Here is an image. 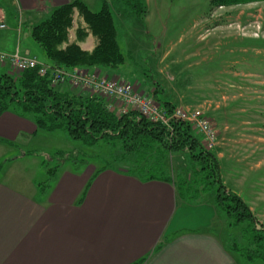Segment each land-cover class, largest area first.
Here are the masks:
<instances>
[{
  "label": "rangeland",
  "instance_id": "1",
  "mask_svg": "<svg viewBox=\"0 0 264 264\" xmlns=\"http://www.w3.org/2000/svg\"><path fill=\"white\" fill-rule=\"evenodd\" d=\"M106 2L113 16L124 63L107 75L91 73L127 81L142 95L150 97L156 88L161 100L174 108L201 112L216 131L217 145L211 152L217 158L220 177L231 188L237 187L242 199H248V195L252 201L258 198L262 189L255 182L257 177L248 178L243 187L242 178L246 173L264 175V1L213 7L210 0H141L144 7L141 17L131 13L120 1ZM85 3L92 12H98L102 6V0H86ZM6 14V21L0 14L6 26L0 30V54L9 55L15 51L17 43V14L9 5ZM76 20L74 17V22ZM21 31L19 55L23 54V36L28 30L23 27ZM69 33L72 38L73 30ZM86 40L85 46H80L84 50L87 43L90 48L95 44L91 36ZM36 48L32 53L45 59L42 51ZM0 70L12 75L20 73L8 62L0 63ZM115 74H120L121 78ZM73 90L81 95H93L80 88ZM15 143L14 148L5 147L0 153V182L12 186L31 180L36 184L44 182L46 174L41 162L54 167L57 164V159L52 160L55 151L79 153L76 160H86L94 167H101L104 160H109L107 145L99 144L89 149L69 139L62 131H39L37 136L27 140L19 138ZM23 153L26 154L24 158ZM20 158L23 159L14 160ZM167 160L168 175L175 187L180 179L192 183L191 166L184 161L188 159L183 154L175 153ZM68 165L71 164L66 162L63 167ZM191 187L202 190L199 183ZM214 191L206 190L196 205L178 194L180 200L189 202L185 230H209L225 240L236 230L228 227L225 215L215 207ZM209 205L215 210L209 212ZM258 207L256 203L252 214L260 228ZM260 207L264 211V206ZM233 257L236 264H246L237 254Z\"/></svg>",
  "mask_w": 264,
  "mask_h": 264
},
{
  "label": "crops",
  "instance_id": "2",
  "mask_svg": "<svg viewBox=\"0 0 264 264\" xmlns=\"http://www.w3.org/2000/svg\"><path fill=\"white\" fill-rule=\"evenodd\" d=\"M71 1L0 0L4 21L8 5L17 14L15 50L20 52L21 30L26 27L21 56L35 57L48 65L32 53L37 45L30 39L29 29ZM79 1L86 4V0ZM80 46L83 48L85 42ZM90 46L87 43L85 50ZM87 71L110 73L96 68ZM70 87L59 84L56 88L81 94ZM39 131L30 119L2 114L0 153L5 147L14 148L19 138L27 140ZM260 173L244 174L242 187L256 176L262 191L254 201L250 195L242 200L251 213L259 204L258 217L264 228L260 207L264 206V175ZM221 179L227 190L241 197L237 187L231 188ZM201 199L190 203L199 204ZM187 204L179 199L173 183L141 182L121 169H101L89 162L78 170L62 165L54 183L42 192L32 180L19 186L0 182V264H236L224 238L209 230H185ZM211 209L215 210L209 205L207 210Z\"/></svg>",
  "mask_w": 264,
  "mask_h": 264
},
{
  "label": "trees",
  "instance_id": "3",
  "mask_svg": "<svg viewBox=\"0 0 264 264\" xmlns=\"http://www.w3.org/2000/svg\"><path fill=\"white\" fill-rule=\"evenodd\" d=\"M117 1L139 17L144 14L141 0ZM262 1L210 0V6L228 7ZM74 17H77L76 22ZM71 30L72 38L69 35ZM89 36L93 37L95 44L90 50H84L80 44ZM29 37L42 51L51 69L117 70L124 63L106 0H102L98 12L90 11L79 0H72L31 26ZM151 98L168 112L174 108L171 103L161 100L156 88ZM4 113L30 119L40 131H62L69 139L89 149L99 144L107 145L109 160H104L101 169H115V165L141 182L173 183L167 171V158L175 153L183 154L188 159L184 161L191 166L194 180L187 184L186 180L180 179L175 187L179 196L196 202L206 190L214 189L215 207L225 215L228 227L236 230L233 236L229 234L225 238L227 251L237 254L246 264L254 261L264 264V228H257L256 219L242 198L225 188L217 158L189 124L172 122L168 129L134 111L117 115L109 111L105 101L98 96L59 91L51 86L49 73L40 76L38 68L16 75L0 70V116ZM78 154L55 151L52 160L57 159V164L54 167H48L42 161L46 180L36 184L38 191L42 192L54 183L64 163H70L74 170L87 164L86 160H76ZM198 183L201 191L191 187L192 184L198 186Z\"/></svg>",
  "mask_w": 264,
  "mask_h": 264
},
{
  "label": "built area",
  "instance_id": "4",
  "mask_svg": "<svg viewBox=\"0 0 264 264\" xmlns=\"http://www.w3.org/2000/svg\"><path fill=\"white\" fill-rule=\"evenodd\" d=\"M5 28V23L0 16V30ZM3 62H8L18 72L38 68L40 76L49 73L51 86L55 87L62 83H68L73 88H80L103 100H108L115 106L106 104L107 109L117 115L134 111L145 119L168 129L172 122L187 123L197 130L208 150H212L217 145L215 128L201 112L176 107L168 112L156 104L150 96L142 95L125 81L100 77L97 73H91L85 69H51L40 63L35 57L19 55L17 50L9 55L0 54V63Z\"/></svg>",
  "mask_w": 264,
  "mask_h": 264
}]
</instances>
